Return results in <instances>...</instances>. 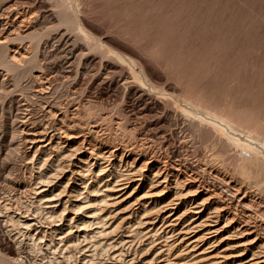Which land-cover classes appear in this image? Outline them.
Listing matches in <instances>:
<instances>
[{"label": "bare ground", "instance_id": "bare-ground-1", "mask_svg": "<svg viewBox=\"0 0 264 264\" xmlns=\"http://www.w3.org/2000/svg\"><path fill=\"white\" fill-rule=\"evenodd\" d=\"M17 2L0 6V112L9 114L6 121L10 137L20 133L23 148L18 156L21 169L17 166L21 174H14L12 166L0 173V228L7 237L0 244L3 258L0 264H264V134L245 127L246 121L223 111L189 100L182 106L175 100L172 108L189 119L194 116L200 127L206 125L209 131L205 132L211 131L216 139L212 143L209 140L208 145L205 140L210 134L207 133L208 138L200 130L208 138L203 136L205 140L200 146L207 144L208 153L204 149L206 155L200 152L204 156H197L198 163L194 160L198 166L188 164L192 158L186 160L190 155L186 153V159L175 154L162 160L155 151L149 155L145 144L140 147L132 142L136 137L123 139L127 134L114 132L111 112L104 113L103 108L101 113L94 112L91 110L94 105L90 108L87 102L78 101L76 95L82 87L74 84L78 77L85 78L91 73L81 66V56L77 59L80 53L76 56L65 53L61 67L44 64L41 39L37 44L33 41L40 33L30 19L32 10L23 9L25 4L16 9ZM13 11L18 18H12ZM64 16V21L69 20ZM65 36L60 35V42L71 46V38ZM75 59L82 68L74 67ZM127 74L132 83L140 80L135 69L130 68ZM27 77V84H23ZM125 80L123 85H128L129 80ZM65 87L73 91L71 95L67 91L69 94L63 100L60 89ZM19 145L14 140L8 141L0 155L8 159L20 152ZM231 149L239 159L234 169L228 170L224 161L229 150V155L232 154ZM205 167L210 168L209 181L205 178ZM140 190L142 195H138ZM119 204L124 205L122 211L127 212L126 216L115 213ZM159 221L161 224L157 226ZM145 236L149 242L142 245ZM231 238H236L238 241L234 243L238 244L220 250ZM157 240L161 241L155 243Z\"/></svg>", "mask_w": 264, "mask_h": 264}, {"label": "rangeland", "instance_id": "rangeland-1", "mask_svg": "<svg viewBox=\"0 0 264 264\" xmlns=\"http://www.w3.org/2000/svg\"><path fill=\"white\" fill-rule=\"evenodd\" d=\"M3 1L4 3L2 4V0H0L1 7L4 5L8 7L15 3V0H12L13 2L11 0L10 2L9 0H6L7 2L5 0ZM16 2V9H22V4L23 6L25 4L23 9L32 10V17H30V19L35 22L36 30L38 29L37 31L40 33L33 41L36 43L37 41L40 42L41 39L42 45L40 49L42 50H40V55L42 58L45 57L44 60L46 59V63L44 64L48 65V67H61L64 64L63 56L65 53L69 56H76L80 53L79 56H76L77 59L81 56L82 58L80 57L79 59L81 66L83 68L85 66V69L91 70V73L90 76H86L87 78L83 76L78 77L74 84L76 87L79 86L78 88L82 87L79 92L83 93V95H80L79 92L76 95L78 96V101L83 103L87 102L86 105L90 108L95 107L91 109L94 112H111V120L112 123H114V125L111 124V128H120V131L114 129V132L122 133L121 135L127 134L123 136V139L130 138V140H132L131 137H136L132 142L135 141L140 147L142 145L144 147L145 144L146 149H149V155H152L155 151V154H159V156L158 154H156V156L163 160L166 159L168 155L170 157L169 159H171V156L175 154H181L180 156L182 159H186L187 155L190 154L191 156L189 155L186 160H190L191 158L192 160L186 163L189 162L188 164L196 165L198 163V158H202L204 156L202 154L208 151L206 146L211 145L209 144V140H212V143L213 140L216 139L215 136H211V131L207 132L210 134L208 136L211 137L209 138L207 136L205 130L209 131V128H207L206 125H204L205 128L200 127L201 124H198L194 116L190 115L189 119V116L182 115L180 111L179 114L175 108H172V102L175 100L182 106H186L185 101L187 102V100H189V102L193 101L205 107L214 108L220 112L223 111L235 118L237 117L238 119L240 118L246 121L245 125L243 123L245 127H252L251 129H253V131L259 129L258 132L264 134V0H16ZM58 2L62 4H58ZM30 4L32 6H30ZM33 4L36 8H34ZM19 6L21 7L19 8ZM16 16L18 18V14L13 11L12 18H16ZM63 16H67L69 20L64 21ZM59 19H62L64 22ZM35 20L38 21L36 22ZM40 25L41 27L39 28ZM44 25L46 27H44ZM61 34H65V37L71 38V46L70 44L60 42ZM83 39L86 40L84 41ZM73 41H75L76 44L73 43ZM73 44L77 47L75 48L74 45L72 49ZM118 55L121 56L123 60H120V58L117 57ZM55 56L56 58H54ZM77 59H75V68L80 66ZM51 60L52 64L51 62L49 63ZM81 66L80 68H82ZM130 68L135 69L140 80L132 83L130 74H127ZM94 71L97 72L94 73ZM92 74L95 77H93ZM122 74L124 75L123 78ZM28 79V77L25 78L23 80L25 83L23 82V84H27ZM90 79L91 81H89ZM124 80H129L128 85H123L124 83L126 84ZM60 90L63 94V100L66 99V94H69L67 91H70V95L73 91V89L68 90L66 87ZM171 96L174 99H172ZM168 104L171 105V108L175 111L172 112ZM166 106L169 108L167 109ZM136 108H138V110ZM163 108L166 109L164 110ZM132 109L133 112L131 111ZM121 113L123 115H120ZM133 113L136 114L133 115ZM0 114V120H2L0 121V151L2 152L5 150L8 141L14 140L17 145H19L22 142V137L20 133L14 138H12V136L10 137V131L8 130L10 126L7 125L8 121H6L9 118V114L5 111L4 114L1 112ZM162 114L164 115L162 116ZM5 115H7V118ZM136 116H140V119L143 116V118L139 120V117ZM125 117L126 121L123 122ZM192 117L195 120H193ZM127 118L130 121L127 120ZM130 118H136L137 120L134 119L132 122ZM117 124H119L120 127ZM123 124H126V126ZM189 128L192 131L194 129L193 134ZM145 129H149V133ZM121 130L123 131L121 132ZM200 130L202 133L204 131L209 139L205 134H202ZM190 133L192 135H190ZM146 134L148 135L146 136ZM163 134H165L164 137L166 140H169L166 141L164 137L162 138ZM141 135L143 137H141ZM198 135H202L201 138ZM203 136L205 139H208H204L206 142L208 141V145L203 144L202 147L200 145L204 143ZM157 137L159 141H156L158 140ZM160 137L164 141L160 139ZM212 137L215 138L212 139ZM138 138L140 139L138 140ZM147 138L148 140L150 139L151 142L148 141ZM201 139L203 140L202 142ZM242 139L245 138L242 137ZM152 140L156 142L152 144ZM157 142L158 146L156 145ZM168 145L171 146L167 148ZM19 146L20 152L13 154L14 156H12L14 158L10 156L8 159H3V156L0 155V173H2L5 167L11 168L12 166L14 174H21L22 171L19 170L22 164L19 163L20 157L18 156H21L23 148L22 144ZM150 146L152 147L149 148ZM199 146L200 148H198ZM259 147L262 148L261 145H259ZM162 149L165 153L162 152ZM158 150H160L161 153L158 152ZM233 152L234 150L231 149L232 154H237V152ZM192 153L194 156H192ZM227 153L228 154L225 155L227 160H225L224 163L226 162V166L228 164V170L234 169L235 164L238 163L235 161H238L239 157L236 154L235 156L232 154L229 155L230 150ZM236 156L238 158L234 160L233 158ZM194 160L197 163H195ZM216 166L217 165L214 167L216 168ZM208 168L209 167H207V171H205L206 179L209 175L207 172L210 171ZM207 180L209 181V178ZM142 194L143 191L140 190L138 195ZM132 201H134V198ZM148 201L149 200H147V202ZM116 207L119 208L115 213L119 216H126L127 212L122 211L124 205L119 204ZM159 224H161L160 221L157 226H159ZM1 230L0 228V244H3L6 242L7 237L4 236V232ZM122 233L123 231L121 234ZM123 235H126V233H123ZM148 238V236L143 238L142 245H144V242L145 244L149 242ZM159 241L161 240H157L155 243H159ZM236 241H238L236 238H231L228 240L229 244H223L220 250L227 247L234 248V246L238 244L234 243ZM205 247H208V245H205ZM209 249V251H212V248ZM29 251H32V249ZM201 251L200 249L196 252L192 258H195L198 255L197 253ZM27 254L28 253L25 255ZM0 255L2 254L0 253ZM27 256L30 258L31 255ZM1 258L2 256L0 259ZM1 260L0 262H3ZM159 261H161V259Z\"/></svg>", "mask_w": 264, "mask_h": 264}]
</instances>
